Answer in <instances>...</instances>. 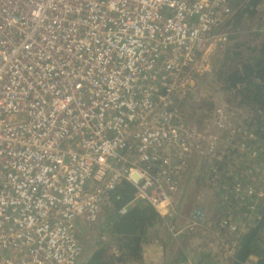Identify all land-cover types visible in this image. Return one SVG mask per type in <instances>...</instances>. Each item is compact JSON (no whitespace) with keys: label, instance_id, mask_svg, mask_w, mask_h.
Returning <instances> with one entry per match:
<instances>
[{"label":"built area","instance_id":"built-area-1","mask_svg":"<svg viewBox=\"0 0 264 264\" xmlns=\"http://www.w3.org/2000/svg\"><path fill=\"white\" fill-rule=\"evenodd\" d=\"M232 15L231 0H0V264H78V225L123 182L131 204L174 215L188 159L228 140L220 111L188 122L182 108ZM231 192L254 210L252 187ZM219 227L238 229L229 213Z\"/></svg>","mask_w":264,"mask_h":264},{"label":"rangeland","instance_id":"rangeland-1","mask_svg":"<svg viewBox=\"0 0 264 264\" xmlns=\"http://www.w3.org/2000/svg\"><path fill=\"white\" fill-rule=\"evenodd\" d=\"M231 1L233 15L221 29L228 34L227 41L222 47L211 48L206 60L207 70L198 82L200 88L182 108L188 122L195 117L207 121L220 111L226 118L227 143L211 155L196 153L188 159L179 189L171 197L174 215L164 220L156 216L152 220L150 238L143 246L141 259L120 262L124 256L117 249L116 237L109 231L116 209L109 204L102 208L100 221L92 229H86L82 222L78 225V241L82 247L78 264L87 263L99 248L107 251V261L116 264H181L182 261L231 264L239 239L255 225L256 211L241 208L232 197L231 188L234 182H241L243 187L250 186L255 191L249 202L256 208L264 202V116L240 104V96L234 95L227 83H222L219 73L237 66L235 54H240L244 61L251 49L264 41V0H259L254 13L246 9L252 0ZM225 181L227 190L224 191ZM194 210L203 212L204 218L200 227L190 230L187 219ZM227 213L238 226L235 233L219 227L220 219ZM168 225L175 227L173 233L168 231ZM254 259L252 257L249 264H253Z\"/></svg>","mask_w":264,"mask_h":264},{"label":"trees","instance_id":"trees-1","mask_svg":"<svg viewBox=\"0 0 264 264\" xmlns=\"http://www.w3.org/2000/svg\"><path fill=\"white\" fill-rule=\"evenodd\" d=\"M258 2L259 0H252L246 9L254 13L253 9ZM236 63L237 68L228 70L225 63V71L219 73V79L222 83H227L234 95L240 96V104L250 106L264 116V41L253 47L244 61L240 54H235L234 64ZM116 193L121 197L119 202L112 203L116 211L125 205L129 207L125 215L114 217L109 231L116 237L117 249L124 256L120 262L138 261L142 257L145 242L150 238V223L157 215L148 204H131L134 189L125 182ZM255 208L258 219L239 239L231 264H249L252 257L255 258L253 264H264V202ZM106 253L104 248H99L85 264H116L106 260Z\"/></svg>","mask_w":264,"mask_h":264}]
</instances>
